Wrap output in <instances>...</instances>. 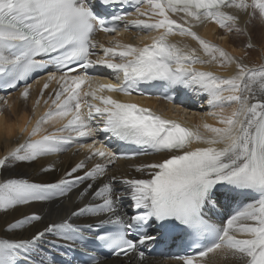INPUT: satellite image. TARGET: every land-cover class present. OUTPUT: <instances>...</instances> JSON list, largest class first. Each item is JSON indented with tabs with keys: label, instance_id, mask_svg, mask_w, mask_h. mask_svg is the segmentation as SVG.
I'll return each mask as SVG.
<instances>
[{
	"label": "snow or ice",
	"instance_id": "obj_1",
	"mask_svg": "<svg viewBox=\"0 0 264 264\" xmlns=\"http://www.w3.org/2000/svg\"><path fill=\"white\" fill-rule=\"evenodd\" d=\"M256 22L264 25V0H0V90L19 89L26 102L29 81L45 73L35 104L48 105L0 155V264H53L45 245L79 251L84 264H103L102 252L148 264L144 246L168 240L184 248L175 264H264V62H246L195 30L213 23L221 39L246 36L251 49ZM132 29L146 42L116 38ZM98 32L112 38L101 43ZM198 64L234 70L224 76ZM97 66L115 82L94 75ZM154 84L205 96L216 124L189 127L105 95H144L141 86ZM106 140L134 150L114 151ZM73 146L84 156L63 170L39 163ZM143 156L159 158L130 164L135 174L112 171ZM34 163L58 174L37 182L16 172ZM222 200L239 203L213 222ZM49 202L66 207L59 221L39 227L38 212L5 218Z\"/></svg>",
	"mask_w": 264,
	"mask_h": 264
},
{
	"label": "bare ground",
	"instance_id": "obj_2",
	"mask_svg": "<svg viewBox=\"0 0 264 264\" xmlns=\"http://www.w3.org/2000/svg\"><path fill=\"white\" fill-rule=\"evenodd\" d=\"M251 27V26H250ZM198 34L205 38L208 41H211L223 48H225L229 53L234 56L240 57L245 56L246 62L259 64L264 62V25H261L259 22H256L255 27L251 28V37L252 42L255 45L254 48L248 49L245 47L248 38L246 36L242 37H234V36H225L224 39L220 37L224 35L223 30L219 29L217 25L213 23H206L201 25L195 29ZM158 33H151V35H157ZM112 37H105L103 34L97 35V40L101 43L107 44L108 41ZM118 40L124 43H134V44H142L145 42V38L143 36H137L136 30L132 29L128 32H122L116 36ZM173 42H179L181 44H187L190 47L199 48L198 44L191 40V38L187 37H179L172 36L169 38ZM198 68H202L203 70L213 71L220 75H230L234 70V65L229 67L228 69L219 68L216 65H196ZM46 75L45 73L38 75L32 82L33 88L30 97L25 102L20 97V90L15 92H10L8 94L0 95V97H4L8 100V104L5 105L3 100L0 99V155H2L5 151H7L10 147L15 146L16 139L20 136L19 129L24 126H30L29 122L34 123L37 118H39L45 111L48 109V105H45L43 100L37 105L35 101L39 99L38 90L42 87L43 79L41 77ZM94 75L101 77L104 81L114 80V74L103 67H98L97 71H95ZM39 80V83L36 81ZM51 87H56L55 83L51 85ZM47 91L44 96V99H47ZM105 94H108L107 92ZM202 100H206V97L203 95L197 94V99L195 101H185L183 103L177 105L166 104L163 101H158L154 99L144 100V103L152 108H157L161 111H164L168 114H173L178 119H180L186 126L196 127L201 126L203 122H207L209 124H216V121L207 116L206 113L199 116L198 113H195L196 103L200 105ZM208 107V106H207ZM203 108V106H200ZM206 109V108H204ZM209 109V108H208ZM192 110V111H191ZM211 109H209L210 111ZM196 111V110H195ZM58 126V125H56ZM53 125H45L49 131L53 130ZM201 131L203 128L201 127ZM76 152V146H73L69 151L45 158L41 160L40 164H47L49 162L54 163L58 169L63 170L68 167L70 164L77 162L79 159H82L84 156V152H79L74 155ZM159 158L158 156H143L138 157L134 161L130 160H118L112 171L124 174H135L131 172L129 165L132 163H140L147 162L154 159ZM39 168V164L32 165H21L16 169L17 173H20L25 176V178H31L34 181L39 182L40 180H49L52 176L57 175L58 173L44 174L37 171ZM4 175H11V173H4ZM222 203L225 204L224 208L217 207L212 212H209V216L212 217L213 222H216L218 217L225 213H230V201L222 200ZM38 212L42 214L44 217L43 221L38 224L39 227H43L44 224L51 220L59 221L61 217H63L67 209L65 206L60 204L59 202H49V203H39L31 206H23L16 210L15 212L10 213L7 217L8 220H11L13 217H21L24 213ZM79 222V221H75ZM27 235V233H25ZM156 243H150L144 246L143 250L146 253V258L148 264H175V261L170 257L165 255H149L147 254V250L154 248ZM45 248L50 251L58 252L59 254L65 252L64 247H51L49 245H45ZM62 255V254H61ZM100 260L103 261V264H127V258H115V257H107L102 255L99 257ZM52 260V259H51ZM53 261V260H52ZM53 264H57L53 261ZM132 264H135V260H133Z\"/></svg>",
	"mask_w": 264,
	"mask_h": 264
},
{
	"label": "rangeland",
	"instance_id": "obj_3",
	"mask_svg": "<svg viewBox=\"0 0 264 264\" xmlns=\"http://www.w3.org/2000/svg\"><path fill=\"white\" fill-rule=\"evenodd\" d=\"M200 106H203V108H200ZM204 108H206V109H204ZM195 110H196V111H195ZM195 110H194V112H195V113H198L199 116H201L202 114L207 113V112L209 111V109H208V107H207L206 100L202 101V102L200 103V105L197 104V106L195 107Z\"/></svg>",
	"mask_w": 264,
	"mask_h": 264
}]
</instances>
